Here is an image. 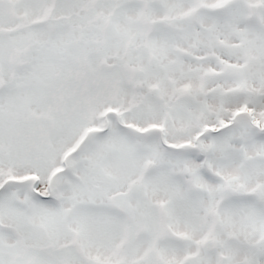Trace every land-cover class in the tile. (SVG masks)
<instances>
[{"label": "snow or ice", "instance_id": "obj_1", "mask_svg": "<svg viewBox=\"0 0 264 264\" xmlns=\"http://www.w3.org/2000/svg\"><path fill=\"white\" fill-rule=\"evenodd\" d=\"M0 264H264V0H0Z\"/></svg>", "mask_w": 264, "mask_h": 264}]
</instances>
